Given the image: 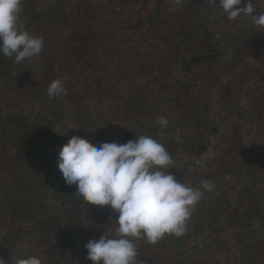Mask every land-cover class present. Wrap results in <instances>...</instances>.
<instances>
[{
    "label": "trees",
    "instance_id": "1",
    "mask_svg": "<svg viewBox=\"0 0 264 264\" xmlns=\"http://www.w3.org/2000/svg\"><path fill=\"white\" fill-rule=\"evenodd\" d=\"M102 2L105 3V0ZM63 3L64 0H21L18 24L30 34L44 38L42 27L60 25ZM80 6V11L72 13V28L63 36L66 54L56 52L48 56L44 46L40 55L30 61L26 59L16 63L14 57L0 55V174L4 171L5 176L10 175L14 165L24 155H37L35 175H32L31 181L38 189L37 204L33 211L35 214L26 225L31 230L24 233L26 240L20 238L15 224L0 235V256L9 260V264L32 255L43 261L47 257L48 243L39 245L35 250L29 247L31 238L41 233H47L51 239L62 240L76 264H87V256L81 245L82 229L70 217L66 196L74 190L75 185L68 186L65 183L58 168V152L74 135L84 137L96 146L105 141L92 133L91 107L84 95L75 93L55 97L53 104L48 106L37 93L39 86L47 85L55 73L67 76L77 92H87L99 79L93 73L91 58L81 44L84 26L82 4ZM212 8L210 0H182L179 4L176 0H154L151 12L144 19L134 22V30L137 31L148 22L151 24L148 34L154 36V44L160 39L175 43L179 37L186 40L187 47L194 44L193 53L180 62L181 75L177 83L179 89L190 97L197 117L188 125L194 128L193 132L188 127L175 125L169 119L163 128L158 121L150 124L128 121V124H123L115 131L114 137L118 143L123 144L135 140L136 136L146 135L156 139L167 150L171 139L178 141L173 136L179 134L183 139L182 151L202 157L212 152V149L216 152L214 137L224 139L231 135L229 142H232L241 135L236 132L238 130L235 128H239L236 126L251 125L255 129L259 125L254 107L256 97L264 99V75L245 77L241 72H233V67L241 58L237 41L248 50L261 51L264 47L261 42L264 41V29L259 31L256 25L246 20L236 32L233 29L226 32L222 26L216 29L212 27L211 20L205 25L203 22L197 25L198 16L207 14L210 17L214 12ZM207 9H210L208 13ZM180 18L186 19L184 24ZM232 77L234 80L231 81ZM171 101L179 103L171 97L165 104ZM136 103L147 113L163 105L160 101L146 99V96L140 97ZM229 130L233 132L230 134ZM247 134L250 137L248 146L251 147L255 142L254 132ZM258 146L255 151L241 154L232 176L240 193H249L250 201L244 218L231 223L228 217L231 212L228 210L229 203L212 215L208 223L194 221L190 217L184 235L165 234L161 238L167 241L164 246L170 244L178 250L170 256L169 264H201L205 255L212 254L214 249L224 243L235 248L243 242L244 237L261 235L264 226V142ZM174 174L179 182L189 187L197 188L201 184L191 174L182 171ZM213 184L214 189L205 191L201 200L212 202L220 198L219 194L224 190L220 180ZM91 206L95 210L96 205ZM100 207L117 224L118 214L110 206ZM21 208H16V211ZM100 230L101 236L106 233L102 225ZM134 242L137 246L138 240ZM49 253L48 256L54 261V255Z\"/></svg>",
    "mask_w": 264,
    "mask_h": 264
},
{
    "label": "rangeland",
    "instance_id": "2",
    "mask_svg": "<svg viewBox=\"0 0 264 264\" xmlns=\"http://www.w3.org/2000/svg\"><path fill=\"white\" fill-rule=\"evenodd\" d=\"M111 2L116 5L114 6ZM247 3L248 0H242L238 7H244ZM63 4L62 14L59 17L60 25L41 28L48 56L56 52L67 53L63 36L72 28L70 23L72 13L80 11L82 4L84 29L81 44L91 58L93 73L99 79L87 92H77L67 76L55 73L47 85L38 88L37 93L44 103L48 106L53 104L55 97L49 99L47 88L51 81L62 78L68 90V96L75 93L84 95L87 104L91 107L92 133L97 134L105 142H118L114 137L115 131L119 130L123 124H128V121L150 124L157 122L161 116H165L175 125L179 124L181 127H188L192 132L194 131V128L188 125L194 122L197 117L196 112L192 107L190 97L179 89L177 83V78L181 75L179 74L182 66L180 62L188 54L193 53L194 44L187 47L186 40L180 37L175 43L160 39L154 44V36L148 34V27L151 26L149 22L143 29L134 30V22L144 19L146 14L151 12L154 0H105V3L102 0H64ZM253 4L255 9L257 8L255 15L264 13V1L253 0ZM212 5L214 11L212 15L210 17L207 14L203 17L198 16L197 25L202 22L205 25L211 20L212 27L216 29L222 26L226 32L232 29L236 32L241 25H244L242 22L251 21L250 17L244 14H241L237 20L230 21L227 14L219 7V0L217 4ZM209 10L207 9L206 12L208 13ZM185 20L180 18L182 24ZM257 30L260 31L262 28L257 26ZM129 35L130 38L127 39ZM261 42L264 46V41ZM237 45L241 50V58L233 67V72H241L245 77L264 75V47L260 51L248 50L239 41ZM232 76L234 77V73ZM233 77L231 81L234 80ZM139 88H142V92ZM90 90L91 92L88 93ZM144 96L146 99L160 101L163 105L147 113L144 108L141 109L139 103H136L140 97ZM171 97L176 98L179 103L171 101L166 105L165 102ZM255 99V115L259 125L253 129L251 125L241 126L239 123L240 126H236L239 128L235 129L241 135L232 142H229L231 135L224 139L214 137L213 144L216 145V152L212 149V152L203 154L202 157L190 155L182 151L183 139L179 134L173 136L178 140L177 142L171 139L167 151L174 165L167 170L173 173L182 171L191 174L195 176L197 182L214 183L220 180V185L224 188L219 194V199L212 202L200 200L192 212V220L208 223L210 217L219 212L218 210L227 203L230 204L228 210L231 212L228 217L231 223L244 218L250 201L249 193L242 195L235 186L233 179L235 177L232 178V176L235 174L234 169L237 167L241 154L255 151L257 147L259 148L258 145L264 142V99L260 96ZM250 131L254 132L255 140L251 147L248 146L250 137L247 134ZM232 132L233 130H229L230 134ZM36 164V153L26 154L20 162L14 165L10 175L5 176V172H1L0 235L6 233L15 224L20 238L26 240L24 233L27 234V231L31 230L26 225L35 214L33 211L37 204L38 189L31 182L32 175H35ZM76 191L75 186L72 192L66 194L69 201V214L75 222L80 224L81 245L87 256L85 244L90 239L99 240L101 225L104 226L109 237L116 236L118 225L111 221L99 205H96L93 210L91 204L83 201ZM20 207L22 208L16 211V208ZM260 234L244 237L243 242L240 245L238 243L235 248L228 247V244L224 243L214 249L212 254L205 255L201 264H262L264 226ZM137 240V264H169L170 256L178 252L170 244L164 246L167 241L162 239L154 244L144 238ZM30 241L31 250H35L43 243H48L47 257L42 264H76V260L68 252L62 240L51 239L47 233H41L38 237L34 235ZM49 252L54 255V261L48 256ZM86 260L87 264H93L88 258Z\"/></svg>",
    "mask_w": 264,
    "mask_h": 264
},
{
    "label": "clouds",
    "instance_id": "3",
    "mask_svg": "<svg viewBox=\"0 0 264 264\" xmlns=\"http://www.w3.org/2000/svg\"><path fill=\"white\" fill-rule=\"evenodd\" d=\"M181 2L176 0L177 4ZM210 3L217 4V0ZM241 3L219 0V7L230 21L244 14L264 29V13L254 14L253 0L238 7ZM20 5L21 0H0V55L14 57L16 63L39 56L45 46L43 36L32 35L18 24ZM67 94L62 78L54 79L47 88L49 99ZM158 124L166 127L167 118L159 117ZM172 165L174 161L165 146L146 135L123 144L113 141L99 146L74 135L60 147L58 168L65 183L75 185L83 201L110 206L118 214L115 237L105 233L98 241L90 239L85 244L87 258L93 264H137L136 239L154 244L165 234H185L196 205L215 185L202 181L197 188L189 187L167 170ZM0 264H9V260L0 256ZM15 264H42V260L32 255Z\"/></svg>",
    "mask_w": 264,
    "mask_h": 264
}]
</instances>
